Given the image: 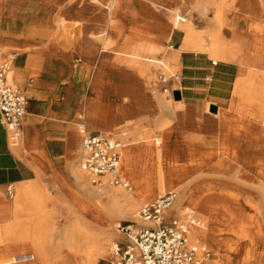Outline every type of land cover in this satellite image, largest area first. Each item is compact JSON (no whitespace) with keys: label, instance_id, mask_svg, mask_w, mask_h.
I'll use <instances>...</instances> for the list:
<instances>
[{"label":"rangeland","instance_id":"374dc122","mask_svg":"<svg viewBox=\"0 0 264 264\" xmlns=\"http://www.w3.org/2000/svg\"><path fill=\"white\" fill-rule=\"evenodd\" d=\"M5 1L14 3L15 7L12 8L13 10L3 8L4 1L0 0V16L7 18L11 16L9 14L11 12V14L14 13L15 20L0 22V49L28 47L34 42L33 38L20 34L26 33L30 25L34 28L32 35L36 37L34 43L36 48L34 49H77L82 38L79 35L81 25L76 22L80 19H91L90 22L88 21L91 24L85 25L82 36L92 41L97 40L92 53L94 62L84 61L82 56L75 51L73 69L63 66L57 75L66 88L67 96L74 95L83 106L91 97L97 110L95 117L100 119L99 131L102 133L100 128H107L108 123L111 131L108 136L117 139L120 143L127 141L137 154L141 152L144 145L154 146L155 139L162 138L166 133L169 145L165 142L162 147L171 149L172 155L169 159L174 163L202 164L200 170L203 177L198 180L205 185L204 191L210 190L212 193L209 200L213 218L209 227L217 234V242L191 238L188 233L189 239L192 242L199 239L207 248L206 259L215 260L219 264H264V125L262 115L258 113V110L249 106L244 97L235 93L229 101H221L218 99L217 89L213 88L194 112L183 110L182 118L178 121L171 107L161 106L158 99L169 101L171 104L179 100L173 97V91L180 88L179 62L175 64L171 72L148 62L149 74H145L133 62L142 60L124 54H107V51L103 50L104 46L101 41L105 32L101 26L97 25L107 23L105 4L91 0ZM117 2L125 6L129 13L128 16L131 14L138 16L137 32L142 35L143 41L158 37L156 30L153 29L151 16L139 11L133 0H117ZM185 2L187 9L185 14L191 17L195 31L202 35L205 42H209L210 31L214 27L211 19L216 12V7H209L203 15L198 12L192 2L189 0ZM25 5L31 8L29 12L24 11ZM236 5H233L226 13L227 26L235 27L237 32H241L244 37L250 36L256 49H260L258 51L260 56H264V12L252 11L249 5H239V3ZM78 9L82 11L79 12ZM65 12L67 13L64 14ZM85 12L89 13L90 17ZM63 15H66L64 21ZM159 15L161 19H165L168 13L161 10ZM128 18H120L121 20L119 19L115 24L117 32L112 31L115 38L132 37L128 32ZM3 26L15 29L21 37L15 40L5 37L2 45ZM173 29L172 37L161 42L162 44L154 55L155 58L163 60L173 48H178L181 44L182 31L177 28ZM22 42L25 44L16 45ZM122 50L130 51L131 49ZM107 55L109 60L118 59L120 62L115 67L116 71L108 75L107 80L92 92L90 81L96 69L95 61L104 56L106 59L104 69L109 71ZM240 73L246 75V67L241 64ZM211 106H215L216 111H211ZM80 119V122L85 121L83 116ZM220 122L229 123L228 133H223L224 136L219 133ZM139 136L145 138L134 141ZM242 151L248 152L247 165H242V158H239V153ZM83 157L84 153L78 158L77 165H82ZM142 163V158L137 156L136 171L142 168ZM138 172L142 175V171L138 170ZM118 173L121 177L129 179V175L126 171H121V168ZM39 185L46 189L48 196L54 200L51 218L55 231L69 223V209H75L66 190L87 201V198L77 190L71 173L66 175L59 168L52 179L39 181ZM109 185L120 187L112 183ZM129 185L132 188V184ZM157 196L155 195L150 200L140 201L137 211L142 204L152 201ZM4 199L10 201L12 197L6 195ZM185 207L186 204H182V208ZM195 214L199 218V213L195 212ZM20 219V217L16 218L11 215L5 216L0 211V264H41L31 254L32 236L24 237L21 233L23 230H15ZM123 222H132V220L127 217H117L113 220L115 237L107 244L104 251L95 255L96 264H108L110 248L122 236L117 226ZM55 237L54 233L53 241H56ZM36 242L38 244L36 247L40 250L45 248V240L42 236L38 237ZM225 243H232L234 249L232 251L226 249ZM226 253L227 256H225ZM40 256V258L45 257L43 253ZM55 259L51 252L45 264H78L74 260L57 263Z\"/></svg>","mask_w":264,"mask_h":264},{"label":"bare ground","instance_id":"6f19581e","mask_svg":"<svg viewBox=\"0 0 264 264\" xmlns=\"http://www.w3.org/2000/svg\"><path fill=\"white\" fill-rule=\"evenodd\" d=\"M2 1H4L2 4L3 8L12 9L15 7V4L9 1ZM91 1L107 6V23L97 24L105 32L104 37L101 39L104 46L103 50L107 51V54H124L128 57L142 60L133 61L138 65L142 73L149 74L148 62L156 64L158 68L160 67L167 72H171L175 64L179 62L181 51L207 52L214 60L236 61L245 66L246 75L237 77L234 82L233 93L244 97L249 106L258 110V113L262 115V123L264 125V56H260L258 53L260 49H256L250 36L244 37L241 32H237L235 27L227 26L226 23V13L236 3H239V5H249L252 11L262 13L264 12V0H189L198 12L203 15L206 14L209 7H216V12L211 19L214 27L210 31L209 42H205L202 35L195 31L191 17L185 14L187 13L185 0H133L139 11H143L151 16L153 29L157 32V38L145 41H143L142 35L137 32L138 16L135 14L128 16L129 13L121 2H117V0ZM30 10L31 8L25 5L24 11L29 12ZM161 10H165L168 13L165 19H161L159 15ZM78 11L82 10L78 9ZM86 14L88 15L89 13ZM65 16L63 15V21L66 19ZM88 16L90 17V15ZM121 16L122 18L129 17L127 19V26L128 32L132 36L131 38L124 36L118 39L112 34V31L117 32L115 24ZM88 21L90 22L91 19H80L76 22L81 25L79 27V35L82 38L81 44L77 49L84 61L92 63L94 62L92 53L97 40L92 41L82 36L85 25L91 24ZM173 28L182 31L183 40L181 44L178 48H173L163 60L155 58L154 55L160 44H162L161 42L170 39ZM22 44L25 43L22 42L16 45ZM122 49L131 50L124 51ZM115 58L117 59L118 57ZM95 62L96 69L90 81V91L92 92L96 91L99 85L107 80L108 75H112L116 71L115 67L120 61L118 59L109 60L107 55V65L110 67L109 71H105L104 69L106 63L104 56ZM10 75L11 71L7 73L8 79ZM68 99L74 105H78L80 118L82 116L83 118L85 117V121L79 122L78 127L84 126L86 129H90L91 124L97 123L99 125L100 119H96L95 117L97 110L93 105L91 97L84 106L80 105L77 97L74 95H69ZM158 101L163 107H171L172 113L178 121L182 118L184 107L181 99L175 101V104L161 99H158ZM109 127L107 123V128H100L102 134H110ZM228 129L229 123L223 124L220 122V135L228 133ZM144 138L143 136H139L134 141L143 140ZM165 142L169 145L166 133H164L162 138L157 137L155 139L153 142L154 146L152 144L144 145L139 154L136 153L135 149L127 141L119 142L120 160L118 172L121 168V171H126L129 175V179L123 177L129 184H132V188L129 189L120 185L121 188L110 186L109 183L111 184V182L108 175L102 177L100 185H94L91 182V176L82 168V165L80 164L79 166L77 162H71L69 170L76 188L81 195L87 198V201L71 194L67 190L65 191L70 197L71 204L75 205V209H69L70 221L59 230H54L55 226L51 218L54 200L48 196L46 189L40 186L38 181L16 184L10 201L5 200L3 197L0 199V211L5 216L11 215L12 217L21 218L15 230H23L21 233L24 237L32 236L33 242L30 244L31 254L41 264H45L51 252H53L57 263L74 260L78 264H96L95 255L104 251L107 244L115 237L113 220L117 217H127L138 223V203L150 200L155 195H160L165 191H172L175 194L172 205L166 211L167 214L173 213L183 218L184 209L190 206L196 213H199V225H189L188 233L191 238H201L207 240V242H217V234L209 227L213 218L209 200L212 193L210 190L204 191L205 185L199 182L201 177H203L200 170L203 165H195L192 162L174 163L169 159L172 155L171 149L169 147H162V144ZM76 152V157L78 158L84 153L82 144L77 147ZM137 156H140L143 160L142 168L138 169L140 172L142 171V175L138 170L136 171L138 167L135 164ZM239 158H242V165L248 164L249 156L247 151L239 153ZM202 191H204L203 194H201ZM184 203L186 207L182 208V204ZM40 231L44 234H41ZM54 233L56 241L52 240ZM41 236L45 240V248L43 250L36 247L38 246L36 239ZM194 242L201 243L199 239ZM201 244L204 245L203 243ZM225 245L226 249L231 251L234 249L232 243H225ZM42 253L45 255V257L42 256L44 258H40ZM225 256H227V253ZM203 261L202 264H219L215 260L206 259V257Z\"/></svg>","mask_w":264,"mask_h":264},{"label":"crops","instance_id":"0c3cea01","mask_svg":"<svg viewBox=\"0 0 264 264\" xmlns=\"http://www.w3.org/2000/svg\"><path fill=\"white\" fill-rule=\"evenodd\" d=\"M9 14L11 16L7 18L1 15L0 22L15 20L14 13ZM120 18L123 19L122 16ZM3 29L2 45L5 37L15 40L28 36L34 42L19 49H0L1 60L8 53L15 54L7 71H11L9 79L6 73V82L20 88L27 100L21 136L16 145L10 143L0 123V199L8 195V186L12 188L13 195L16 184L50 180L57 168L70 175L69 165L77 162L76 151L82 139L78 127L80 109L69 101L66 88L57 77L63 66L73 69V56L78 49H34L36 37L32 35L33 26L30 25L21 36L9 26H3ZM173 33L174 29L170 37ZM178 73L180 88L177 90L185 112H194L213 88L217 89L219 100L229 101L234 95V82L241 75L238 62L214 60L200 51H181ZM99 127L94 123L86 130L97 133L100 132Z\"/></svg>","mask_w":264,"mask_h":264},{"label":"built area","instance_id":"2783aa9c","mask_svg":"<svg viewBox=\"0 0 264 264\" xmlns=\"http://www.w3.org/2000/svg\"><path fill=\"white\" fill-rule=\"evenodd\" d=\"M14 53H8L0 61V123L10 143L16 145L21 136V122L26 112L24 92L6 82ZM84 149L82 168L91 176L94 185L102 183L108 175L109 181L126 189L129 183L118 173L120 143L100 132L90 133L79 127ZM12 195V188L7 187ZM174 192L167 191L141 205L139 222L119 223L117 229L121 239L110 248L108 264H202L207 248L188 237L189 225H199L194 209L185 208L184 217L167 214L174 200Z\"/></svg>","mask_w":264,"mask_h":264},{"label":"water","instance_id":"95a60500","mask_svg":"<svg viewBox=\"0 0 264 264\" xmlns=\"http://www.w3.org/2000/svg\"><path fill=\"white\" fill-rule=\"evenodd\" d=\"M173 97H174L175 100L180 99L181 98L180 91H178V90L173 91ZM210 110L211 111H216V107L215 106H211Z\"/></svg>","mask_w":264,"mask_h":264}]
</instances>
